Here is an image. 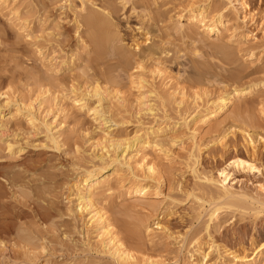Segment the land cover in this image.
<instances>
[{
	"label": "rangeland",
	"instance_id": "374dc122",
	"mask_svg": "<svg viewBox=\"0 0 264 264\" xmlns=\"http://www.w3.org/2000/svg\"><path fill=\"white\" fill-rule=\"evenodd\" d=\"M65 1L0 0V264H114L75 190L117 166L92 209L138 264H264V210L249 202H264V0ZM90 3L117 10L105 47L82 24ZM199 13L218 36L188 22ZM146 32L165 54L131 56ZM247 87L203 121L218 96ZM94 89L127 149L101 145L72 107ZM234 158L253 168L232 171L226 199L208 180Z\"/></svg>",
	"mask_w": 264,
	"mask_h": 264
},
{
	"label": "bare ground",
	"instance_id": "6f19581e",
	"mask_svg": "<svg viewBox=\"0 0 264 264\" xmlns=\"http://www.w3.org/2000/svg\"><path fill=\"white\" fill-rule=\"evenodd\" d=\"M76 1H78L80 3V5L83 6V5H85V2L89 1V0H76ZM95 1L96 0H92L90 2H95ZM240 1H241V4L243 5L246 0H240ZM65 2L71 3V2H75V0H66ZM94 5L95 4L90 3V6L94 7V9L97 10L98 12L95 10L92 12H89L86 15V17L84 18V20L82 21V24L84 26L91 27L92 31L95 29V31L93 32V36H95L93 41L98 46H100V48H101V46L105 47V45L109 44V42H110L108 39L107 40L109 42L106 40V38H104V36H103L105 33L104 30L107 29L106 26L108 27V25H110L109 20H113L112 18L115 19V17H116L115 15L117 14V10L115 9L114 6H113L114 7L113 8L112 5H110V6L104 5L101 8H98ZM124 9H125V6L123 7L122 10H124ZM82 11H83V9H82ZM201 17H202L201 13H199L196 16H190L188 18V22L190 24H198L199 28H201V30L204 33H206L207 35L218 36L219 35V29L217 27L218 24L217 25L214 23L206 24L203 21L204 19H202ZM178 18H181V16ZM96 26H98V28H95ZM103 27H105L104 30H103ZM149 33L148 32H146V34L144 33L145 39L141 42L142 45H141V43L137 44V42H135L134 45L131 47L132 48L131 50H133L131 52V56L133 55V58L146 59V58H154L157 55L165 54L164 51H161V50H160L161 52L157 51L158 47L155 46V43L152 40L153 35L150 33L152 35L151 36V35H149ZM102 50H104V49L102 48ZM101 53H102V51H101ZM167 54H168V52H167ZM119 58H127V57L123 56V57H119ZM141 83H145L144 80H141L140 84ZM140 87H141V89L143 88V86H140ZM250 93H251V89H250V87H247V88L241 89V90H233L230 94H224V95L218 96L214 102H211L209 104L210 107L207 110H205L206 115H205V120H203V121L206 122L208 120L215 118L216 116L224 114L228 110V108L233 104L232 101L234 98L244 97ZM90 94L86 93L82 96L74 98L72 101V107H75L78 111H84V113H86L87 116L94 123H96L97 128L99 129V131L102 134L101 138H100L101 145L106 144L108 148H110L111 150H115V151L121 149V147H123V146L125 147V149H127L126 148L127 144H128L127 140L117 139V138H114L113 136H111V132H112L111 128L113 127V125H115V122L112 120L110 121L108 118L105 117L106 112L103 111V103H105L106 99H105L103 93L97 89H94L93 92ZM93 98H95V100L91 101V99H93ZM146 98H147V96H146ZM143 106L145 108L144 110H147L149 112L152 111V107L149 103L148 104L145 103V104H143ZM2 114H3V110L0 107V117ZM2 127H4V124L0 120V128H2ZM48 137H49L48 139L52 143H56V138H54L53 135H49ZM153 146H158V145L156 144ZM11 148H12V145L7 146L8 150H10ZM102 148H104V147H102ZM125 149H122L123 154H122L121 158H119V160L122 159V161H123V159L125 157L124 156L125 155L124 154ZM115 161L119 165L118 160H115ZM126 162H128V160ZM117 167H111L108 170L99 169L96 172H93V173L90 172V173H86L84 175V178L82 179L79 186H77L76 190H75V201H77V205H76L75 210H76V212H78V214H82L83 212L90 214L91 216H90L89 220L91 221V223H93L95 226L101 227L100 234H101V236H105V238H106L105 241H103V249L105 250V255L107 254L111 258L112 263H114V264H138L137 260H135L133 258V256L130 255L126 249L121 248V244H119V241L117 242L116 237L111 234L110 225L107 222L104 214H102L101 211H97V210L92 209L93 208L92 207V204H93L92 197L94 196L95 192H97L101 188L103 189L104 187L107 186V184L109 182L108 179L110 178V176L114 175L117 172ZM252 168H253V166L249 162L242 160L240 158H234L233 160L228 162V164L226 165L225 168H223L222 170L219 171V173L217 175V177H218L217 180H214V181L208 180V182L212 183V185L218 186V188L223 191L226 199L232 198L233 196L229 193V189H230L229 183L233 181L232 175H231L232 171L250 170ZM153 170H154L153 163H151V162L146 163V171L151 174L153 172ZM136 187H134V189ZM139 188L140 187L135 189L134 194L139 196V197H143L144 196V192H143L144 190L143 189L140 190ZM249 202L251 204H256L261 210H264V202H260V201L253 200V199H250ZM211 217L212 218L214 217L213 214L209 217V219ZM252 254H253L252 255L253 258H250V259L249 258H242V262H244V263L251 262L256 256H258L259 253L254 251ZM233 259H236V257H234ZM237 261H238V259H237Z\"/></svg>",
	"mask_w": 264,
	"mask_h": 264
}]
</instances>
